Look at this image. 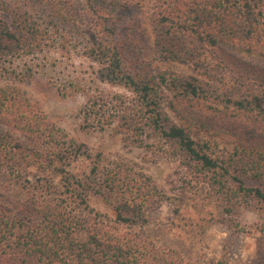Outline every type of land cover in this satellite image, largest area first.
I'll list each match as a JSON object with an SVG mask.
<instances>
[{"label": "trees", "instance_id": "obj_1", "mask_svg": "<svg viewBox=\"0 0 264 264\" xmlns=\"http://www.w3.org/2000/svg\"><path fill=\"white\" fill-rule=\"evenodd\" d=\"M101 4L86 0L80 21L73 0H0V80L48 71L74 48L83 71L65 79L61 71L60 92L88 93L81 129L114 128L126 144L176 159L184 191L218 194L227 211L238 203L264 213V0H153L155 60L189 64L187 74L143 56L140 22L124 18L133 3L113 14ZM170 112L234 150L216 153ZM80 157L91 158L86 143L39 101L0 86V264H162L142 227L166 193L100 153L81 176L71 170ZM258 253L264 262V246Z\"/></svg>", "mask_w": 264, "mask_h": 264}, {"label": "rangeland", "instance_id": "obj_2", "mask_svg": "<svg viewBox=\"0 0 264 264\" xmlns=\"http://www.w3.org/2000/svg\"><path fill=\"white\" fill-rule=\"evenodd\" d=\"M105 11L113 14L119 3H135L124 17L137 18L140 22V46L143 56L154 60L161 69L190 73L189 64L161 62L155 60L153 34L150 15L153 0H101ZM86 0H73L79 19L86 17ZM100 6V7H101ZM80 9V10H79ZM119 22L124 23L123 20ZM71 56H56L51 69L39 72L23 81L0 80V86L17 88L34 100L40 102L47 118L78 141L85 142L91 158L80 157L71 163V170L83 176L92 166L96 155L124 160L149 174L166 193L167 199L156 210L153 220L142 227V231L156 249L162 252V264L171 261L189 264H208L221 261L225 264H264L258 249L264 246V213L242 204H229V211L221 203L218 194L184 191L177 178V160L160 153L126 144L122 135L114 128L106 130H83L80 127V109L88 99L87 92H74L62 96V79L71 78L82 72L83 59L79 52L70 48ZM52 61V60H51ZM63 71L64 77L62 76ZM76 71V72H75ZM70 75V76H69ZM63 77V78H62ZM110 91H121L117 86L99 83ZM172 119L186 127L191 136L198 141H207L216 153L233 151L234 144L227 143L211 132H206L180 120L174 113ZM92 205L113 216L111 206L93 198ZM246 228V231H242Z\"/></svg>", "mask_w": 264, "mask_h": 264}]
</instances>
